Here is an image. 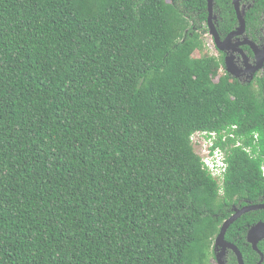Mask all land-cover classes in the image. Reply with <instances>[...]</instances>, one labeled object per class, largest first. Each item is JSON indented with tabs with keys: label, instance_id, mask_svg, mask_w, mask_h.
<instances>
[{
	"label": "trees",
	"instance_id": "1",
	"mask_svg": "<svg viewBox=\"0 0 264 264\" xmlns=\"http://www.w3.org/2000/svg\"><path fill=\"white\" fill-rule=\"evenodd\" d=\"M201 3L0 0V264H214L264 193V77L220 71ZM197 131L227 153L222 186ZM250 216L226 233L245 264Z\"/></svg>",
	"mask_w": 264,
	"mask_h": 264
},
{
	"label": "flooded vegetation",
	"instance_id": "2",
	"mask_svg": "<svg viewBox=\"0 0 264 264\" xmlns=\"http://www.w3.org/2000/svg\"><path fill=\"white\" fill-rule=\"evenodd\" d=\"M186 12L192 15H206V20L199 22V29H208L204 34V40L205 35L211 37L216 51L214 56L222 61L221 72L226 71L241 84L252 83L256 85L258 80L264 77V0H204V3L192 4V6L187 7ZM191 24L195 29H198V25H195L193 20ZM212 29L215 30L217 37L211 33ZM228 65L233 73L228 71ZM262 203H264V193L256 202L246 199L245 204L234 205L231 216L234 214L235 209ZM261 210L264 209L247 212L253 216H250L251 222H246L245 240L246 244L257 254V257L251 256L250 259L254 261V264H264V238L259 241L257 251L253 248L252 243L248 241L247 235L252 226L264 222V214L262 212V214H259ZM245 214H242L239 218ZM213 252L216 259L219 250H216L215 245ZM232 255L237 260L234 252L228 250L225 264H229L228 261ZM243 258L245 264L244 255ZM261 259L262 262H260Z\"/></svg>",
	"mask_w": 264,
	"mask_h": 264
},
{
	"label": "built area",
	"instance_id": "3",
	"mask_svg": "<svg viewBox=\"0 0 264 264\" xmlns=\"http://www.w3.org/2000/svg\"><path fill=\"white\" fill-rule=\"evenodd\" d=\"M236 126L231 128V137H235L234 130ZM226 135L223 139L226 138ZM218 134L213 131H197L192 137L191 141L194 148H198L200 152L196 153L201 157L203 167L208 173L222 186L225 178V174L228 170L227 153L220 147H215V141H217ZM257 137V136H256ZM240 145V142L237 143ZM262 173L264 177V163L262 165Z\"/></svg>",
	"mask_w": 264,
	"mask_h": 264
},
{
	"label": "water",
	"instance_id": "4",
	"mask_svg": "<svg viewBox=\"0 0 264 264\" xmlns=\"http://www.w3.org/2000/svg\"><path fill=\"white\" fill-rule=\"evenodd\" d=\"M211 33L217 37V34L214 29L211 30ZM219 47L223 49L221 45H219ZM227 69L230 73H233V70L230 68L229 65L227 66ZM259 209H264V203L257 204V205L244 206L241 209H235L234 214L224 220L221 226L220 232L216 236L215 242H214L216 250L217 251L219 250V252L216 255V260L218 264L226 263L225 257H226V252L228 250H231L234 252V254L237 257L238 264H244V258H243V254L241 250L236 246V244L229 242L226 239V233L228 229L230 228V226L242 214H245L251 210H259ZM262 238H264V222H259L258 224L252 226V228L249 230L247 239L250 243H252L253 248L258 251V243ZM260 262H262V259Z\"/></svg>",
	"mask_w": 264,
	"mask_h": 264
},
{
	"label": "rangeland",
	"instance_id": "5",
	"mask_svg": "<svg viewBox=\"0 0 264 264\" xmlns=\"http://www.w3.org/2000/svg\"><path fill=\"white\" fill-rule=\"evenodd\" d=\"M205 41H206V51L210 54H213L215 55L216 54V51L214 49V46H213V42L211 40V37L209 35H205ZM195 56H198V53H195ZM197 152H200L199 149L196 147L195 148ZM214 264H218L217 263V260H214Z\"/></svg>",
	"mask_w": 264,
	"mask_h": 264
}]
</instances>
